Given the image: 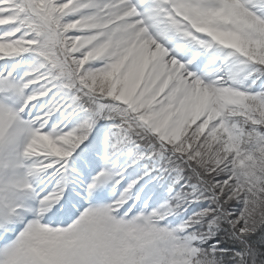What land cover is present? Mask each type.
Segmentation results:
<instances>
[{
  "label": "snow or ice",
  "instance_id": "obj_1",
  "mask_svg": "<svg viewBox=\"0 0 264 264\" xmlns=\"http://www.w3.org/2000/svg\"><path fill=\"white\" fill-rule=\"evenodd\" d=\"M0 264H264V0H0Z\"/></svg>",
  "mask_w": 264,
  "mask_h": 264
}]
</instances>
